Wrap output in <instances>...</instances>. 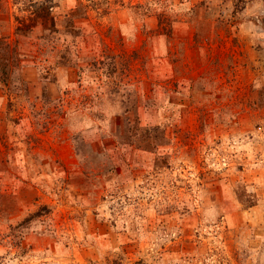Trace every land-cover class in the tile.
<instances>
[{"label":"rangeland","instance_id":"obj_1","mask_svg":"<svg viewBox=\"0 0 264 264\" xmlns=\"http://www.w3.org/2000/svg\"><path fill=\"white\" fill-rule=\"evenodd\" d=\"M0 264H264V0H0Z\"/></svg>","mask_w":264,"mask_h":264},{"label":"trees","instance_id":"obj_2","mask_svg":"<svg viewBox=\"0 0 264 264\" xmlns=\"http://www.w3.org/2000/svg\"><path fill=\"white\" fill-rule=\"evenodd\" d=\"M49 7H50V8H49ZM52 7H53V5L48 6L49 9L45 7V10H47L48 13L45 12L44 15H46L47 18L50 16V10L52 9ZM43 9H44V8H43ZM45 10H44V11H45ZM33 12L36 13V14H39V13H38V10H37V11H33ZM19 30H21V28H19ZM3 196H6V193H3ZM3 196H1V198H2ZM39 214H40L39 212H35V213H33V215H31V218H33V217H35V216H37V215H39ZM31 218H27V219L22 223V225L25 224V223H27L28 221H30Z\"/></svg>","mask_w":264,"mask_h":264}]
</instances>
